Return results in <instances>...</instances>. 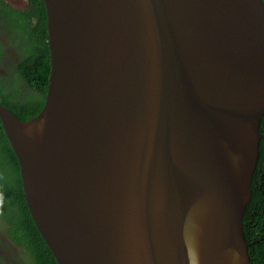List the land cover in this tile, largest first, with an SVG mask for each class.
Returning <instances> with one entry per match:
<instances>
[{
  "label": "water",
  "instance_id": "water-1",
  "mask_svg": "<svg viewBox=\"0 0 264 264\" xmlns=\"http://www.w3.org/2000/svg\"><path fill=\"white\" fill-rule=\"evenodd\" d=\"M40 112L0 103L58 264H252L263 0H44Z\"/></svg>",
  "mask_w": 264,
  "mask_h": 264
},
{
  "label": "trees",
  "instance_id": "trees-1",
  "mask_svg": "<svg viewBox=\"0 0 264 264\" xmlns=\"http://www.w3.org/2000/svg\"><path fill=\"white\" fill-rule=\"evenodd\" d=\"M28 3L27 7H16L7 0H0V65L3 66L0 103L21 120L30 119L42 109L51 68L44 0H28ZM260 133L251 200L243 215L252 264H264V115ZM0 215L7 222L12 238L27 248L36 264H58L28 208L19 162L1 118Z\"/></svg>",
  "mask_w": 264,
  "mask_h": 264
},
{
  "label": "flooded vegetation",
  "instance_id": "flooded-vegetation-1",
  "mask_svg": "<svg viewBox=\"0 0 264 264\" xmlns=\"http://www.w3.org/2000/svg\"><path fill=\"white\" fill-rule=\"evenodd\" d=\"M4 43H6L5 37ZM0 71H3V66L1 65ZM0 223H2L4 226H8L7 222H5L4 218H2L1 215ZM2 224H0V264H26L24 258L25 256L22 254L23 252H26L27 255L30 256L32 264H36L27 248L17 243L12 238L10 233L2 228Z\"/></svg>",
  "mask_w": 264,
  "mask_h": 264
},
{
  "label": "rangeland",
  "instance_id": "rangeland-1",
  "mask_svg": "<svg viewBox=\"0 0 264 264\" xmlns=\"http://www.w3.org/2000/svg\"><path fill=\"white\" fill-rule=\"evenodd\" d=\"M7 1L10 2L12 5H15L17 7H27L29 5L28 0H7ZM0 224H2V223H0ZM2 228L5 229V231H8V226H6V225L4 226L2 224ZM22 254L25 256L24 258H25L26 264H32V260H31L30 256H28L26 252H23Z\"/></svg>",
  "mask_w": 264,
  "mask_h": 264
}]
</instances>
